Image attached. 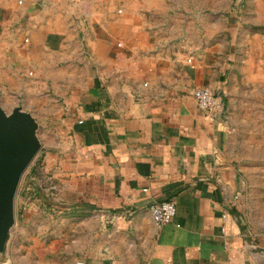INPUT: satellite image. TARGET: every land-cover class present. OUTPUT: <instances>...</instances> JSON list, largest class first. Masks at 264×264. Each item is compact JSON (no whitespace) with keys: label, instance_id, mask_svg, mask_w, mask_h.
Segmentation results:
<instances>
[{"label":"crops","instance_id":"crops-1","mask_svg":"<svg viewBox=\"0 0 264 264\" xmlns=\"http://www.w3.org/2000/svg\"><path fill=\"white\" fill-rule=\"evenodd\" d=\"M179 1L0 0V106L61 125L37 165L54 193L32 214L14 197L11 264H264L236 205L242 155L264 156V22Z\"/></svg>","mask_w":264,"mask_h":264},{"label":"rangeland","instance_id":"rangeland-1","mask_svg":"<svg viewBox=\"0 0 264 264\" xmlns=\"http://www.w3.org/2000/svg\"><path fill=\"white\" fill-rule=\"evenodd\" d=\"M257 2L258 0H181L177 3H180L181 5L191 4L193 6L191 13H193L194 15L211 13L213 9H216L215 12L217 14H223V12H218V7H225L227 5L228 7L230 6L226 11L228 18H232L233 20H239L242 18L254 22H256V20H260L261 22H264V8H261V12H257ZM258 27L259 28H255L256 31L264 32V25H260ZM250 31L252 32V29ZM251 32L249 33V35H251ZM5 110L6 112L11 111L10 107H5ZM33 111L39 118L36 134L40 141V149L24 170L15 194L16 201L21 197L24 199V206L26 207V209H28L27 212L31 214L34 213V207L31 204L32 202H35V200L44 199V193H49L50 195L54 193V191L47 192L42 189V185L44 184V176L42 175L43 173L41 172V169L37 167V165H40V160L43 159L44 154L49 153V149L56 147L57 137L55 134V130L61 126L54 123L47 110H41V116L40 114H38V109H34ZM42 114L44 117H42ZM242 157L244 158V160L247 159L249 164L247 165V178L246 180L244 179L243 187L241 190H239V195H241V198H239L238 196V198L236 199V205L240 212L241 220L244 223L247 222L252 227H263L264 156L262 158H260L261 156H258L259 160H263V165L259 167L250 164L252 160L258 159L254 155V151L252 153H249L247 156L242 155ZM9 241L10 236L7 242L5 255L8 251L10 252V250H12L13 257L21 256V253L24 254L22 251L19 252L16 250V248L14 249V247H16L15 242L10 244ZM27 241L31 242V236L25 237L24 245L27 244ZM5 257L6 259H4L3 261L11 264V261H9L11 257Z\"/></svg>","mask_w":264,"mask_h":264},{"label":"water","instance_id":"water-1","mask_svg":"<svg viewBox=\"0 0 264 264\" xmlns=\"http://www.w3.org/2000/svg\"><path fill=\"white\" fill-rule=\"evenodd\" d=\"M34 117L15 106L6 112L0 106V254L5 256L14 224V197L28 164L40 149Z\"/></svg>","mask_w":264,"mask_h":264},{"label":"built area","instance_id":"built-area-1","mask_svg":"<svg viewBox=\"0 0 264 264\" xmlns=\"http://www.w3.org/2000/svg\"><path fill=\"white\" fill-rule=\"evenodd\" d=\"M192 97L198 108L203 112L213 113L218 111L220 107L217 96L207 88H195L192 91ZM42 189L47 192L55 191V186L47 180L42 185ZM149 212L156 225H163L170 222L174 217L176 212L175 203L169 199L152 203L149 206ZM77 264H82V262Z\"/></svg>","mask_w":264,"mask_h":264},{"label":"bare ground","instance_id":"bare-ground-1","mask_svg":"<svg viewBox=\"0 0 264 264\" xmlns=\"http://www.w3.org/2000/svg\"><path fill=\"white\" fill-rule=\"evenodd\" d=\"M2 256V255H1ZM6 258V257H5ZM4 260V259H3ZM8 261V260H7Z\"/></svg>","mask_w":264,"mask_h":264}]
</instances>
